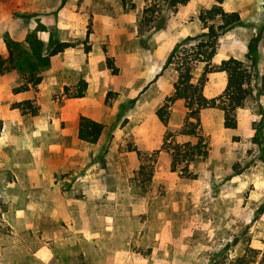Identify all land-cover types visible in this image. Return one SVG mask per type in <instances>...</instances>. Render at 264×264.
I'll return each instance as SVG.
<instances>
[{
    "label": "rangeland",
    "instance_id": "rangeland-1",
    "mask_svg": "<svg viewBox=\"0 0 264 264\" xmlns=\"http://www.w3.org/2000/svg\"><path fill=\"white\" fill-rule=\"evenodd\" d=\"M120 1L104 10L112 24L105 19L96 24L91 0L58 1L55 16L75 20L71 44L81 45L87 56L78 71L65 73L64 90L50 93L47 105L31 101L38 113L46 111L43 128L58 135L43 139L42 164L50 141L57 142L62 169L50 187L58 201L44 209L58 208L60 216L50 219L44 211L37 218L34 212L41 205L34 188L25 191L34 202L21 203L32 217L6 215L10 193L0 185V264H264V0L222 4L224 11L238 12L241 22L219 35L211 66L235 58L253 77L249 97L236 110L237 128H225L224 112L209 108L201 113L200 137L183 134V106L173 105L167 122L159 119L158 110L173 95L177 79L167 66L169 56L220 24L219 18L200 19L216 0H189L177 9H167L164 0ZM40 15L15 14L36 25L27 29L26 47L10 40L14 62L5 64L10 71L20 70L21 87L30 84L36 91L54 55L48 65L43 57L59 42L55 39L69 33L60 28L46 42L41 34L49 26L41 24ZM44 18L52 21L51 15ZM32 68L41 76L37 85L27 74ZM204 69L199 63L195 78ZM207 78L204 94L221 96L227 73L212 71ZM81 90L86 99L76 97ZM13 106L22 114L33 111L22 103ZM82 116L103 125L96 143L78 138ZM200 138L205 157L175 168L177 145L196 144ZM9 179L0 171V183Z\"/></svg>",
    "mask_w": 264,
    "mask_h": 264
},
{
    "label": "crops",
    "instance_id": "crops-1",
    "mask_svg": "<svg viewBox=\"0 0 264 264\" xmlns=\"http://www.w3.org/2000/svg\"><path fill=\"white\" fill-rule=\"evenodd\" d=\"M58 1L59 0H0V56L3 59L9 57V49L6 43L7 39L13 40L16 43L25 44L26 47L27 29L29 27L33 29L36 25L31 21H28V24L24 18H16V13L21 15L41 14L40 16L43 18L41 24L43 23L42 25L49 26L47 28L48 33L44 31L41 34L42 39L47 40L46 42L51 41V36H56L58 29L66 27L69 29L67 36L61 40H55L73 43L72 41H74V39L72 38L74 37V29L76 27L75 20L72 18L64 19L62 14H60L58 18L55 16L54 13L59 7ZM91 2L93 3V11L96 13L94 15L96 24L97 21L101 19H105L108 24H112V18L108 15L104 16V10L108 7L120 6L121 1L91 0ZM48 15H51L50 19H52L49 23L44 18ZM49 28H54V30ZM106 40L108 39L106 38L105 41ZM94 52H98L96 46H94ZM92 54L93 53L89 55ZM83 55L87 57L81 45L70 46L64 51L54 55L51 58V66L45 68L40 73V75H43V80L38 86V91L30 84L28 85V89L17 90L21 87L20 85L22 83L19 77V73L21 72L17 68L0 76V121L2 122V127L0 129V171L10 174V179L0 183V185L9 189L10 196L8 203L10 201V204H12L8 207L9 209L8 212L5 213L6 215H10V213L14 214V217L18 219H25L29 216L32 217V210L21 203L25 202L29 204L30 202H34L35 199L32 198L31 194L25 193L26 188H34L33 190L39 192L37 193L38 197L35 202L41 205L40 209H36L34 212V214H38L37 218L40 217L41 213L44 211V213H47L44 214V216L48 215L50 219L57 220L60 216L58 208H52L48 210L49 212L44 209L45 205H50L51 207L52 203L58 201L57 194L53 193L50 187L55 186L54 178L62 169L57 165V160H59L57 142L50 141V154L45 157V165L42 164L44 160L43 139H53L58 137V135L57 133L54 135L49 134L48 127L43 128V115L46 114L45 110L40 109L39 113L34 114L26 109L28 112L22 114L20 109L13 105L20 103L24 105V103L28 101H35L39 106L42 105L43 107L47 105L51 99L50 93L64 90V85L67 84L64 82L63 77L65 73L67 71H71L72 73L78 71L82 66L80 59ZM90 63H88V67ZM28 73L31 74L32 71H27V74ZM92 90L93 86L90 85L88 95H90ZM80 99H86V96L84 98L80 97ZM87 99H89V97ZM28 113L29 115H27ZM239 126L241 127V121L239 122ZM78 132L79 129L77 128V135ZM28 155L30 161L26 162L24 157ZM21 175L24 177L23 181ZM14 191H16V193ZM11 192L14 194L12 193L11 195ZM15 203H20L21 206H14L13 204ZM87 216L88 213H85L84 218H87ZM89 234L95 235V233L91 232ZM90 239L94 238L90 237ZM112 261L115 262V260Z\"/></svg>",
    "mask_w": 264,
    "mask_h": 264
},
{
    "label": "trees",
    "instance_id": "trees-1",
    "mask_svg": "<svg viewBox=\"0 0 264 264\" xmlns=\"http://www.w3.org/2000/svg\"><path fill=\"white\" fill-rule=\"evenodd\" d=\"M167 9H177L181 5H185L189 0H164ZM224 0H216V4L209 10L200 15L203 22L207 20L220 19L218 26L212 25L206 33L204 39L197 40V42L190 48L181 46L180 49L174 50L167 60V66H171L177 72V79L174 83V93L166 99L164 105L158 110V117L160 120L167 122L170 111L173 105H180L187 109V117L183 134L190 136H198L201 131V113L205 109L219 108L224 112V127L228 129H236L238 126L236 118V110L243 106L244 102L250 95V83L252 81V71L244 64L243 61L230 58L222 61L218 67L211 66V60L215 54L218 37L221 33L226 32L239 25L241 17L238 12L224 11L222 4ZM155 6V5H153ZM149 10V8H147ZM153 11V9H150ZM147 12V11H146ZM144 12V13H146ZM153 18L148 22H153ZM147 27H153L150 23L144 22ZM155 27H162L156 25ZM9 49V57L3 59L0 56V76L9 72L11 67L6 68L5 64L13 65L14 54L10 49V40H6ZM72 46L68 42H55V46L50 51L47 57H43L47 65L49 64V57L56 55L66 48ZM109 61V60H108ZM199 63L205 64V69L200 78H195V68ZM212 71H224L227 73V85L223 94L219 97L208 98L204 94V87L208 81L207 74ZM117 73V69H114ZM30 77L34 78V85L41 82V76L36 77V69L32 68ZM36 77V79H35ZM84 88L86 83H83ZM29 86L20 87L17 90L28 89ZM83 90H81L76 97H82ZM28 108H31L32 113H38V110L33 106L31 101L25 102ZM2 122L0 121V129ZM103 132V125L94 119L82 116L79 123L78 136L80 140L88 143H96ZM206 144L202 138L198 143L191 144L190 142L177 145L176 152H173V166L176 168L177 164L190 162L205 157L207 151L204 149ZM187 166V165H186ZM184 167V169L186 168ZM252 261L251 263H253Z\"/></svg>",
    "mask_w": 264,
    "mask_h": 264
}]
</instances>
